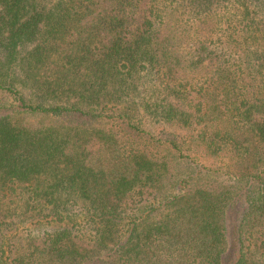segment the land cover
I'll list each match as a JSON object with an SVG mask.
<instances>
[{"label": "trees", "instance_id": "obj_1", "mask_svg": "<svg viewBox=\"0 0 264 264\" xmlns=\"http://www.w3.org/2000/svg\"><path fill=\"white\" fill-rule=\"evenodd\" d=\"M0 264H264V0H0Z\"/></svg>", "mask_w": 264, "mask_h": 264}]
</instances>
